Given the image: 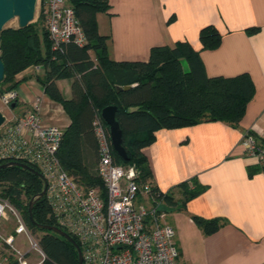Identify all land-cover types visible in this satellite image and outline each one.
I'll use <instances>...</instances> for the list:
<instances>
[{
	"label": "trees",
	"instance_id": "16d2710c",
	"mask_svg": "<svg viewBox=\"0 0 264 264\" xmlns=\"http://www.w3.org/2000/svg\"><path fill=\"white\" fill-rule=\"evenodd\" d=\"M69 2L87 35V45L80 48L70 43L62 51H53L43 11L25 29L5 28L0 33V57L5 67L0 94L17 89L20 84L16 81L18 74L33 66H43L45 75L40 82L45 94L62 105L71 120L64 130L59 160L74 181L85 188H100L104 198L107 191L97 173L99 148L94 121L101 118L104 108L116 106L123 146L129 159L125 161L113 151L115 163L137 171L135 181L140 186L151 187L157 198L156 204L161 205L160 212H168L169 206L184 207L206 188L192 179L177 187L180 199H176L174 191L161 192L151 182L153 175L143 150L155 142L156 133L163 129L193 127L204 122L237 125L255 94L251 77L241 74L232 78H209L199 52L188 42H178L174 47H155L147 62L112 61L107 46L109 37L99 34L97 20L99 14L110 11L109 1ZM258 31L259 28H250L247 32L255 34ZM221 40L222 35L215 26H206L200 31L203 49H216ZM184 62L188 70L184 68ZM68 79L73 82L71 97L66 99L57 81ZM125 87L130 89L124 90ZM105 126L109 132V127ZM255 138L264 146L263 138ZM15 161L40 172L35 164L26 160ZM8 162L11 161L0 160V165ZM261 169H251L250 176ZM43 189V180L30 170L18 166L0 170V198L20 209L30 231L38 236L46 255L42 264H79L78 251L73 244L37 227L48 225L67 232L53 216L46 196L33 207L35 223L30 219V202ZM158 193L160 197H157ZM194 221L206 235L215 233L222 226L219 219L194 217ZM72 237L79 244L78 239Z\"/></svg>",
	"mask_w": 264,
	"mask_h": 264
},
{
	"label": "crops",
	"instance_id": "0c3cea01",
	"mask_svg": "<svg viewBox=\"0 0 264 264\" xmlns=\"http://www.w3.org/2000/svg\"><path fill=\"white\" fill-rule=\"evenodd\" d=\"M107 14H99L98 31L108 36L110 59L147 62L155 47L188 42L199 52L209 78L248 74L255 86L253 99L235 126L204 122L193 127L160 130L143 153L152 171V184L161 192H175L195 179L206 190L184 207H168L165 223L177 235L180 264H264V168L247 156L246 134L264 139V0H108ZM215 26L220 45L203 49L200 31ZM250 28H259L249 34ZM185 63V62H184ZM45 69L30 67L16 76L19 101L7 107V121H16L39 100L45 125L66 130L71 120L62 105L51 100L40 80ZM73 80L57 85L71 97ZM1 103V102H0ZM2 114L4 111L1 110ZM9 110V111H8ZM262 168L250 176V170ZM219 219L222 226L206 235L194 221Z\"/></svg>",
	"mask_w": 264,
	"mask_h": 264
},
{
	"label": "built area",
	"instance_id": "2783aa9c",
	"mask_svg": "<svg viewBox=\"0 0 264 264\" xmlns=\"http://www.w3.org/2000/svg\"><path fill=\"white\" fill-rule=\"evenodd\" d=\"M43 11L53 51L73 43L85 47L87 35L69 0H38L36 18ZM38 73L42 66H33ZM19 101L18 90L0 94V102L10 108ZM99 150L97 173L106 188H85L63 168L58 153L64 130L45 125L41 103L16 121L0 128V160H26L35 164L47 181V201L57 222L78 239L83 264H180L175 229L166 224L165 212L149 185L140 186L137 171L115 163L113 146L102 118L94 121ZM247 156L264 166V146L246 134ZM157 197L161 194L158 193ZM7 216L15 220L13 237H24L23 250L0 233V264H30L32 252L42 264L46 258L38 238L28 228L22 211L0 198V228Z\"/></svg>",
	"mask_w": 264,
	"mask_h": 264
},
{
	"label": "water",
	"instance_id": "95a60500",
	"mask_svg": "<svg viewBox=\"0 0 264 264\" xmlns=\"http://www.w3.org/2000/svg\"><path fill=\"white\" fill-rule=\"evenodd\" d=\"M38 0H0V33L5 30V26L14 19H18L19 28L25 29L31 23L34 22L36 11H37ZM1 41V39H0ZM5 67L0 57V83L4 79ZM130 87H125L124 90H129ZM12 109L16 108V103L11 105ZM118 108L116 106H108L101 111V118L103 122L109 127L110 138L114 151L125 161H128V155L126 149L123 146V131L117 120ZM6 121L5 116L0 112V128ZM21 167L30 170L32 173L38 175L44 182L43 191L34 198L29 205L30 219L32 223H35L33 217V207L37 201L46 196L48 184L44 176L28 165L11 161L6 164L0 165V170L7 169L10 167ZM39 229L51 231L75 246L79 255V264H83V256L79 244L70 236L67 232L63 231L58 227H52L48 225H37Z\"/></svg>",
	"mask_w": 264,
	"mask_h": 264
},
{
	"label": "rangeland",
	"instance_id": "374dc122",
	"mask_svg": "<svg viewBox=\"0 0 264 264\" xmlns=\"http://www.w3.org/2000/svg\"><path fill=\"white\" fill-rule=\"evenodd\" d=\"M18 27H19V22H18V19L17 18L14 19V20H12L11 22H9L5 26V28H18ZM184 68L186 70H188V65H187L186 62L184 63ZM5 87L6 86H4V88ZM0 108H2L1 110L4 111V114L3 115H6V117H7L8 116L7 111H6L7 109L6 108L4 109V107H3V105L1 103H0ZM20 110H21V108L20 107H17L15 110H11L10 109V112L15 114V113H19ZM7 119H9V116H8ZM7 119H6V121H7ZM14 227H15V220L12 217L7 216V218H5L4 221H3L2 227L0 228V233L7 240L13 242L15 245H17L18 247H20L23 250V252H27L29 250V245H28L27 241L24 240V237L23 236H20V237H17V238L13 237V235H14L13 234ZM35 236L38 237L36 234H35ZM37 261H39V258L37 257V254L35 252H32L30 264H35V263H37Z\"/></svg>",
	"mask_w": 264,
	"mask_h": 264
}]
</instances>
